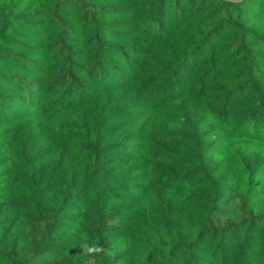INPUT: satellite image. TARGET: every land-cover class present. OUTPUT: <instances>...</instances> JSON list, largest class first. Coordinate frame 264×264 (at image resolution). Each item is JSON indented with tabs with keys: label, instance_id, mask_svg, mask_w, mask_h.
<instances>
[{
	"label": "trees",
	"instance_id": "trees-1",
	"mask_svg": "<svg viewBox=\"0 0 264 264\" xmlns=\"http://www.w3.org/2000/svg\"><path fill=\"white\" fill-rule=\"evenodd\" d=\"M264 0H0V264H264Z\"/></svg>",
	"mask_w": 264,
	"mask_h": 264
},
{
	"label": "rangeland",
	"instance_id": "rangeland-1",
	"mask_svg": "<svg viewBox=\"0 0 264 264\" xmlns=\"http://www.w3.org/2000/svg\"><path fill=\"white\" fill-rule=\"evenodd\" d=\"M255 205L258 206L259 208H262L264 206V198H261L260 201L255 202Z\"/></svg>",
	"mask_w": 264,
	"mask_h": 264
}]
</instances>
